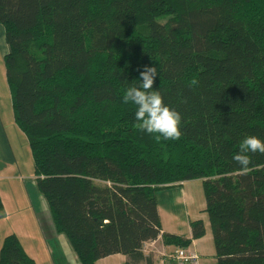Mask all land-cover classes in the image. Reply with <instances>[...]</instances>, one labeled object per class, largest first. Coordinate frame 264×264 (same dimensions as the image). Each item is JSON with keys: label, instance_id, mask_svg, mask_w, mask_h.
I'll return each instance as SVG.
<instances>
[{"label": "trees", "instance_id": "obj_1", "mask_svg": "<svg viewBox=\"0 0 264 264\" xmlns=\"http://www.w3.org/2000/svg\"><path fill=\"white\" fill-rule=\"evenodd\" d=\"M0 25L37 189L81 264L203 238L202 219L191 238L162 234L158 210L160 190L195 180L216 264H264V154L247 174L233 159L246 136L264 139V0H0ZM144 66L182 115L179 140L140 131L123 103ZM0 264L36 262L10 234Z\"/></svg>", "mask_w": 264, "mask_h": 264}, {"label": "rangeland", "instance_id": "obj_2", "mask_svg": "<svg viewBox=\"0 0 264 264\" xmlns=\"http://www.w3.org/2000/svg\"><path fill=\"white\" fill-rule=\"evenodd\" d=\"M0 119L6 127V130L13 129L11 128V126L13 127L14 125L13 108L7 83L4 56L1 52ZM13 130L14 133L7 132V137H5L7 142L6 151L1 145L0 140V172L6 170L9 166L13 168L11 175L5 174L3 178H0V190L4 195L6 203V213L3 215V219L9 224L12 222L16 223L19 236L23 239V242L26 243V241L34 239L36 233H40L38 218H41L42 221L45 219L44 211H42L43 197L36 186L34 160L29 141L16 127H14ZM7 153L10 154V156L7 155ZM191 184H194L193 186L198 184V187L194 190L191 201H189V211L192 219L194 220V217L201 216L203 218L205 216L208 220V215L204 211L206 200L203 191V181L196 180ZM180 212H182L183 216L185 215L184 205L180 206ZM37 213H40L39 216ZM43 242L44 245H42L38 252L39 264H52V260L57 261V259L60 260L61 258L67 259L68 262L72 264L69 253L71 254V252H74L72 251L73 249H66L62 243L57 241L48 243L50 249H46L45 239H43ZM179 249L181 248L176 247L174 253ZM44 250H46V252ZM74 254L76 253L74 252Z\"/></svg>", "mask_w": 264, "mask_h": 264}, {"label": "crops", "instance_id": "obj_3", "mask_svg": "<svg viewBox=\"0 0 264 264\" xmlns=\"http://www.w3.org/2000/svg\"><path fill=\"white\" fill-rule=\"evenodd\" d=\"M4 44H6L5 39V31L3 27L0 25V52L3 54V47ZM3 56H5L3 54ZM14 119V118H13ZM16 127L20 133H23L17 125L15 124L11 128L14 129ZM13 129L6 130V127L4 126L2 120L0 119V140L1 145L3 148L7 149V142L5 137H7V132H13ZM24 135V133L22 134ZM26 137V136H25ZM6 154V153H5ZM7 155L10 156V154L7 153ZM13 171L12 166L7 167L6 170L0 172V178H3L5 174L11 175ZM196 181V180H195ZM193 181H188L184 183H180L176 186H173L171 188L160 190L157 193V200H158V210L159 215L161 219L162 224V234L163 233H171L175 235H181L186 238L192 237V228H191V222L194 220L201 219L202 217H194L195 219H192V216L189 211V201H191L194 190L198 187V184H194ZM2 191L0 190V195L3 201V212L0 216V249L3 243L4 238L7 235L15 234L23 248L25 249L26 253L36 262V264H39V250L41 249L42 245H44L43 239H45L46 242V249H50L48 243L51 241H57L62 243L66 249H73L71 244L69 243L67 237L64 235H59L55 231V228L53 226V223L51 221L48 206L44 198H42V208L44 211L45 219L42 221L41 218H38V226L40 233H36L34 236V239L26 241V243L23 242V239L19 236V233L17 231L16 223L12 222L11 224L7 223L3 219V215L6 213V203L5 198ZM43 197V196H42ZM185 207V215L183 216L182 212H180V206ZM40 213H37L39 216ZM47 217V218H46ZM203 222L206 227V235L197 240H193L191 243V246H193L197 252L199 253L201 257V264H216L217 259L215 257V247H214V241H213V235L210 227L209 219L205 218V216L202 218ZM66 237V238H65ZM145 249L143 247V255L138 260H131L127 256L122 254L113 255L107 258H103L97 261L96 264H174V261L170 259L164 258L165 254H171L174 252L175 247L173 246H167L163 242L162 235H160L156 240L150 241L146 243ZM46 252V250H44ZM74 251V249L72 250ZM75 252V251H74ZM74 252L69 253L72 259V264H81L79 258L77 257ZM51 255V250H50ZM52 264H71L68 262L67 259L61 258L60 260L57 259V261L52 260Z\"/></svg>", "mask_w": 264, "mask_h": 264}, {"label": "clouds", "instance_id": "obj_4", "mask_svg": "<svg viewBox=\"0 0 264 264\" xmlns=\"http://www.w3.org/2000/svg\"><path fill=\"white\" fill-rule=\"evenodd\" d=\"M3 54H9L7 44H4ZM159 76L156 66H144L140 71L139 84H131L123 95V103L136 105V127L148 134H158L155 139L160 141L179 140L182 136V115L164 101L160 90L154 89V83ZM192 85L197 82L193 80ZM250 153L264 154V139L256 135H248L241 142L239 151L234 155V161L240 166V171L247 174L251 168Z\"/></svg>", "mask_w": 264, "mask_h": 264}, {"label": "built area", "instance_id": "obj_5", "mask_svg": "<svg viewBox=\"0 0 264 264\" xmlns=\"http://www.w3.org/2000/svg\"><path fill=\"white\" fill-rule=\"evenodd\" d=\"M164 258L174 261V264H201L199 254L191 245L187 248H181L175 251V253L165 254Z\"/></svg>", "mask_w": 264, "mask_h": 264}]
</instances>
